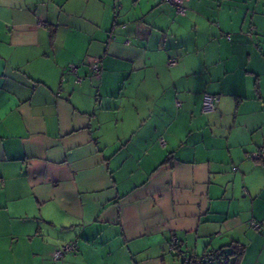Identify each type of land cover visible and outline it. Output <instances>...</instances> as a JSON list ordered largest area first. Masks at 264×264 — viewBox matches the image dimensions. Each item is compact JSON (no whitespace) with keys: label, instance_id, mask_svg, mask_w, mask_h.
<instances>
[{"label":"crops","instance_id":"0c3cea01","mask_svg":"<svg viewBox=\"0 0 264 264\" xmlns=\"http://www.w3.org/2000/svg\"><path fill=\"white\" fill-rule=\"evenodd\" d=\"M183 4L0 0V264H264V0Z\"/></svg>","mask_w":264,"mask_h":264},{"label":"built area","instance_id":"2783aa9c","mask_svg":"<svg viewBox=\"0 0 264 264\" xmlns=\"http://www.w3.org/2000/svg\"><path fill=\"white\" fill-rule=\"evenodd\" d=\"M184 0H161L162 3L169 4L174 7L176 13H184L186 8L183 4ZM169 64H173L175 59H169ZM91 70L93 72H99V60L95 59L91 64ZM67 72L75 73L77 71V65H71L66 69ZM83 78L76 75V82L81 83ZM219 101V96L215 94L205 93L203 95L202 110L204 112H211L215 110L216 104ZM177 105H180L177 102ZM249 157L253 160H259L264 158V145L260 146L255 151L251 152ZM255 228H259V224L252 222ZM179 239L175 234L170 237V249L173 254L184 264H213L216 261L223 260L224 256L221 251L208 250L201 254L186 255L180 253L178 249ZM78 252V241L76 239L68 240L64 242L60 247L53 250L51 254V260L47 264H61L60 261L66 254H76Z\"/></svg>","mask_w":264,"mask_h":264},{"label":"trees","instance_id":"16d2710c","mask_svg":"<svg viewBox=\"0 0 264 264\" xmlns=\"http://www.w3.org/2000/svg\"><path fill=\"white\" fill-rule=\"evenodd\" d=\"M259 224V228H261L262 226H264V225H262V224H260V223H258ZM178 249L180 250V248H179V246H178ZM242 250H243V245L241 244V243H239V242H232L230 245H229V249H228V256H230V255H233L234 257H238L240 254H241V252H242ZM214 251H221V250H214ZM180 253H184V254H186V255H195V254H188V253H185V252H183V251H179ZM222 252V255L224 256V258H223V260H220V262H222V263H224V264H227L228 263V257H227V255H225L224 253H223V251H221ZM173 254V253H172ZM174 256H176V254H173ZM182 262V261H181ZM216 262H218V261H216ZM182 264H184L183 262H182Z\"/></svg>","mask_w":264,"mask_h":264}]
</instances>
